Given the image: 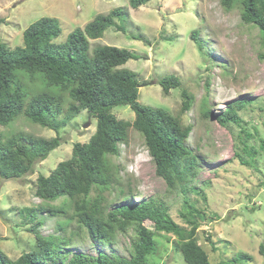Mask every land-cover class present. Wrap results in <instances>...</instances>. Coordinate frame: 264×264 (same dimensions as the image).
Masks as SVG:
<instances>
[{"label": "rangeland", "instance_id": "374dc122", "mask_svg": "<svg viewBox=\"0 0 264 264\" xmlns=\"http://www.w3.org/2000/svg\"><path fill=\"white\" fill-rule=\"evenodd\" d=\"M115 8H123L127 14L116 21L125 27V34L109 28L101 38L89 40L88 55L98 46H113L139 55L140 59L130 60L120 68L137 75L141 105L162 108L178 116L181 90L194 96L190 111L183 114L181 120L184 125H192L187 145L202 159L197 184L206 197L207 217L199 221L198 243L208 254L210 264L228 260L237 253L251 258L246 264H264L261 252L264 250V151L259 149L260 141H264V60L260 56L264 47L258 30L241 24L237 9L224 11L220 0H152L136 10L128 6V0H0V37L13 49L22 45V33L30 24L51 18L61 29L53 44L61 45L72 31L83 29L96 15H106ZM193 31L198 32L202 49L191 39ZM130 36H141L144 40ZM170 75L180 80L181 88L172 89L166 95L158 83ZM207 79L209 89L206 91ZM35 80L36 84L31 87L43 89L39 77ZM206 94L213 114L223 113L229 102H252L239 116L241 127L252 135L248 145L257 152L253 164L241 161L249 158L241 151L242 145L237 140L241 127L224 128L215 118L202 119L201 101ZM112 114L119 120L132 122L134 119L128 106L116 107ZM95 126V120L89 118L86 111H80L58 133L61 145L46 160L36 163L32 173L21 179H0V251L9 259L15 260L34 249L33 233L20 211L43 206L35 196L36 179L47 177L59 162L68 160L75 143H87ZM18 133L47 140L57 135L22 116L7 127H0L3 141ZM119 150L111 161L121 167L118 176L127 199L133 202L150 197L160 199L168 205L172 219L186 227L180 217L182 199L174 192L169 193L165 182L156 175L143 138L129 129L128 141L120 145ZM116 193L106 191L104 196L111 201ZM190 199L202 207L199 196L192 194ZM47 204L62 207L65 214L51 217L39 214L38 219L44 222L38 228L40 235L71 239L69 247L74 253L96 255L98 248L128 258L132 232L116 234L113 246L97 247L84 230L70 237V232L78 230L74 221L69 222L72 210L67 202L58 199ZM58 225L64 231H57ZM145 225L152 230L150 222ZM153 233L155 252L147 257V264H185L175 236ZM208 237L215 250L207 241Z\"/></svg>", "mask_w": 264, "mask_h": 264}, {"label": "trees", "instance_id": "16d2710c", "mask_svg": "<svg viewBox=\"0 0 264 264\" xmlns=\"http://www.w3.org/2000/svg\"><path fill=\"white\" fill-rule=\"evenodd\" d=\"M150 1L128 0V6L136 10ZM220 4L226 12L237 9L241 24L256 28L264 47V0H220ZM126 16L123 8L96 15L83 29L72 31L61 45L53 44L61 29L51 18L30 24L22 33V45L13 49L0 37V127H7L22 116L57 134L49 140L24 133L4 141L0 136V179H21L32 173L36 163L46 160L61 145L58 133L80 111H86L96 125L87 143H75L68 160L59 162L47 177L36 179L35 196L43 206L20 211L33 233L34 249L15 260L0 251V264H147V257L155 252L153 232L175 236L185 264H210L208 254L197 240L199 221L207 217L206 197L197 184L202 159L187 145L192 125H184L181 120L190 111L194 96L181 90L178 116L162 108L141 105L137 75L120 68L130 60L140 59L139 55L113 46L95 47L88 55L89 40L101 38L109 28L125 34V27L116 21ZM130 37L144 40L141 36ZM191 39L202 49L197 31L191 33ZM260 56L264 60V52ZM36 77L42 81L43 89L31 87L36 84ZM208 82L207 79L206 91ZM158 84L166 95L172 89L181 88L180 80L173 75ZM201 103L202 119L215 118L224 128L241 127L239 112L252 105L250 100H237L225 105L223 113L213 114L207 94ZM120 106H128L133 111L132 122L119 120L112 114ZM129 129L143 138L155 173L165 182L167 191L181 197L180 217L186 227L172 219L168 205L160 199L150 197L135 202L127 199L118 176L121 167L114 165L111 157L117 156L119 146L127 143ZM251 138L241 127L237 140L242 145L241 151L249 157L241 160L246 165L253 164L257 155L248 145ZM259 149L264 151V141H260ZM106 191L118 193L108 201L104 196ZM192 194L201 198L202 207L190 199ZM58 199L67 202L72 210L69 222L74 221L78 231L70 232L71 238L84 230L94 245L109 247L114 245L116 234L132 232L128 258L98 248L96 255L74 253L69 247L71 239L40 235L38 228L44 222L38 219L39 214L49 217L65 214L62 207L47 204ZM146 222L152 224V230L146 227ZM56 230L64 231L61 225ZM207 241L215 250L209 237ZM249 260L248 255L237 253L218 264H246Z\"/></svg>", "mask_w": 264, "mask_h": 264}, {"label": "water", "instance_id": "95a60500", "mask_svg": "<svg viewBox=\"0 0 264 264\" xmlns=\"http://www.w3.org/2000/svg\"><path fill=\"white\" fill-rule=\"evenodd\" d=\"M88 125H89V124H87V125H84V128L88 127Z\"/></svg>", "mask_w": 264, "mask_h": 264}]
</instances>
